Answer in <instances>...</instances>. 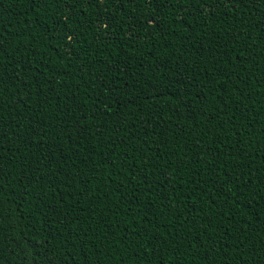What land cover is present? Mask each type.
<instances>
[{"label": "trees", "instance_id": "trees-1", "mask_svg": "<svg viewBox=\"0 0 264 264\" xmlns=\"http://www.w3.org/2000/svg\"><path fill=\"white\" fill-rule=\"evenodd\" d=\"M0 264H264V0H0Z\"/></svg>", "mask_w": 264, "mask_h": 264}, {"label": "snow or ice", "instance_id": "snow-or-ice-1", "mask_svg": "<svg viewBox=\"0 0 264 264\" xmlns=\"http://www.w3.org/2000/svg\"><path fill=\"white\" fill-rule=\"evenodd\" d=\"M90 3H94L95 0H89ZM217 0H212V3L215 5ZM230 3L235 4L237 0H229ZM189 215H191V210H189Z\"/></svg>", "mask_w": 264, "mask_h": 264}]
</instances>
